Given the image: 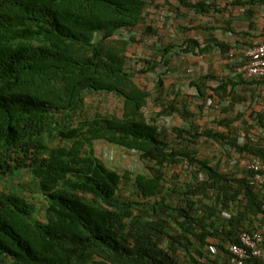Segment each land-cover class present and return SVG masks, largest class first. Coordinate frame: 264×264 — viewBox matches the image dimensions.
Returning a JSON list of instances; mask_svg holds the SVG:
<instances>
[{
  "label": "trees",
  "instance_id": "16d2710c",
  "mask_svg": "<svg viewBox=\"0 0 264 264\" xmlns=\"http://www.w3.org/2000/svg\"><path fill=\"white\" fill-rule=\"evenodd\" d=\"M177 1L196 16L227 11L213 0ZM157 2L0 0V264H229V245L264 225V190L249 186L246 171L225 173L199 152L202 140L264 163V113L256 130L241 114L223 116L233 89L222 81L207 92L203 81L213 76L192 84L194 97L178 91L158 112L144 113L163 81L156 76L153 90L139 85L126 67L134 38L120 37L145 23ZM230 4L251 24L264 0ZM212 46L230 50L193 39L178 49L202 56ZM175 48L159 46L160 60H142L139 73L168 66ZM241 83L264 93V79ZM101 95L120 109L92 110L87 99ZM197 102L224 104L213 127L195 126L203 111H192ZM167 117L184 124L170 130V142L157 124ZM99 142L134 151L145 172L109 169L95 155ZM180 165L190 168L187 180L170 173ZM25 179L39 207L26 197ZM127 186L134 200L122 197Z\"/></svg>",
  "mask_w": 264,
  "mask_h": 264
},
{
  "label": "crops",
  "instance_id": "0c3cea01",
  "mask_svg": "<svg viewBox=\"0 0 264 264\" xmlns=\"http://www.w3.org/2000/svg\"><path fill=\"white\" fill-rule=\"evenodd\" d=\"M213 1L220 8L225 7L227 11L214 16L210 14L202 17L196 16L182 7L177 0H158L156 6L149 8L148 20L145 23L140 24L130 32H123L122 37H120L121 39L134 38V42L128 46L126 67L137 74L143 65L142 60L154 57L156 55L155 50L159 46L173 45L176 48L169 54L168 66H160L154 70L155 78L160 76L161 79L171 71L174 73L172 75L173 80L163 82V88L154 96L156 97V94L169 89L171 93L168 99H170L178 91L184 94L186 92L184 89L188 86L194 88L195 94H197L192 84L198 79L213 76V80L203 81L207 92H210L208 88H216L222 81L228 82L227 91L230 92L233 89L234 92H231L224 104L228 105L229 108H235L234 116L243 115L244 119L255 127L257 114L264 113V93L258 89L255 93L249 91L246 85L241 83L243 78L241 79L234 72V68L244 62V53L248 47L257 43H264V6L253 7L256 13L251 18V24H249L241 18V10L231 6L232 0ZM143 34L145 36H142ZM137 39H147L145 44L139 43V46H150V53L143 54L142 57H138L139 59L136 58V55L133 59L128 54L129 50L133 48V44L138 42ZM188 39L196 40L202 45V48L218 41L227 44L230 50L226 54H221L217 48L212 46L202 56L183 54L178 47ZM154 58L156 61L160 60L157 55ZM184 70L188 72V75H184ZM230 83L235 84L234 88L231 87ZM214 99L217 101L218 97ZM204 105L203 114L208 104ZM223 116L232 118L233 115L228 112ZM209 245H215L214 240H211Z\"/></svg>",
  "mask_w": 264,
  "mask_h": 264
},
{
  "label": "rangeland",
  "instance_id": "374dc122",
  "mask_svg": "<svg viewBox=\"0 0 264 264\" xmlns=\"http://www.w3.org/2000/svg\"><path fill=\"white\" fill-rule=\"evenodd\" d=\"M151 29H153V27ZM142 36H145V34H143ZM125 40L128 41V39ZM146 40L147 39H137L138 42L136 44H133V48L129 50L128 55L134 59L136 55H137L136 58L138 57L140 58L142 57L143 54L150 53L149 50L150 46H146V47L139 46V43L145 44ZM190 68H192V66H190ZM183 73L185 76L188 75V72L186 70H184ZM137 74L138 75H136L135 77L138 78L139 85L141 87L148 88L149 90H153V86L155 85L156 82L154 71L148 75H142L139 72ZM173 74L174 73H171L170 71L169 74L163 76L162 81L164 83L172 81ZM184 90L186 91L184 94L187 95L189 98L194 97L196 95L194 88L188 86ZM170 93L171 92L168 89L166 91L161 92L160 94H156L155 98L149 100L148 104L144 109V113L147 116H151L155 112H158L160 109V105L164 104L168 100ZM87 104L92 108V110L98 108L99 110L105 113H113L115 111H118L121 107L120 102L116 98L110 95L94 96L93 98L87 99ZM211 105H213V107L210 109H207L209 108V106L206 105L207 108H205L204 111L205 113L203 114V111H198L196 109V107L199 106H202V108L204 109L205 105L203 103L197 102L196 105L191 104L192 111H196V112L198 111L197 117L194 120L195 126H199L201 128L214 126L212 125L213 120L223 112L224 104L219 105V104L211 103ZM244 113L246 114V112ZM229 114L230 115L235 114L234 107H232L231 109L229 108ZM157 124L161 129L168 130L169 142L173 140L170 130L173 127H182L184 125L178 118L175 117L161 118ZM239 126L241 125H238L237 127ZM238 132H240V130H238ZM256 133L257 131H252L250 137H253L255 139ZM239 142L240 144L244 142L243 133L239 138ZM94 149H95V155L105 164V166L108 167L109 169L115 170L119 174L123 173L124 171H129L134 174L145 172L144 164L140 161L139 156L134 151H127L103 142L96 143ZM199 152L201 157L202 155H204L205 157L209 158L213 166L222 168L223 172L225 173L242 174V172L244 171L243 163L246 160V158L243 156H239L235 153L231 154V152H227L225 149H223V147L222 148L217 147L212 143H206L200 140ZM189 172H190V168H186L185 166L182 165L178 167H174L170 170V173H176L184 180H187ZM21 181L20 183H22V185L24 186V191H26L25 193L26 197L34 205L39 207L40 200L38 199V196L34 194L32 188L27 187L28 186L26 184L27 179L23 180V182ZM14 182L16 183V181ZM10 185L12 184L10 183ZM13 186L16 187V185ZM122 197L134 200L135 195L133 193V189L130 188V186H127V188L122 192ZM38 218L40 219L41 215L38 214Z\"/></svg>",
  "mask_w": 264,
  "mask_h": 264
},
{
  "label": "built area",
  "instance_id": "2783aa9c",
  "mask_svg": "<svg viewBox=\"0 0 264 264\" xmlns=\"http://www.w3.org/2000/svg\"><path fill=\"white\" fill-rule=\"evenodd\" d=\"M236 71L245 80L264 79V43L248 47L242 66ZM243 168L249 174V186L264 190V163L245 160ZM207 249L210 255L217 253L215 245ZM228 260L229 264H264V225L255 231L240 233L238 242L228 247Z\"/></svg>",
  "mask_w": 264,
  "mask_h": 264
}]
</instances>
